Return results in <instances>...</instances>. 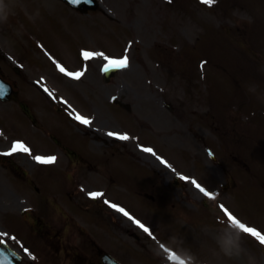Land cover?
Instances as JSON below:
<instances>
[{
    "label": "rangeland",
    "instance_id": "1",
    "mask_svg": "<svg viewBox=\"0 0 264 264\" xmlns=\"http://www.w3.org/2000/svg\"><path fill=\"white\" fill-rule=\"evenodd\" d=\"M99 1L101 8L85 15L57 0H6L12 14L0 23V71L42 129L32 126L16 101L0 103V240L37 264H64L55 256V239L48 246L31 236L30 251L20 225L15 223L18 231L8 226L15 219L9 215L28 210L25 219L39 217L52 237L62 214L72 218L125 264H183L166 245L211 262L218 259L215 264H264V245L245 234L248 226L264 235V0ZM227 28L239 30L231 35ZM83 51L111 59L127 55L129 67L106 78V60L85 61ZM57 65L85 74L75 80ZM76 114L92 123L82 125ZM53 134L80 155L81 164L73 166L75 159L62 151H57L55 171L36 162V156L61 150ZM15 139L27 143L30 152L5 155L20 142ZM9 168L26 173L31 184L11 179ZM63 170L73 174L74 185ZM56 174L72 187H63L68 209L55 199L63 200L58 190L63 179L53 178ZM33 177L37 189L45 185L38 196ZM193 180L216 198L205 197ZM40 204L49 207L40 210ZM101 225L108 226L109 240L102 237ZM233 229L242 233L244 251L228 259L220 255L217 241L234 238ZM67 240L86 256V264H96L97 251L93 254L80 229Z\"/></svg>",
    "mask_w": 264,
    "mask_h": 264
},
{
    "label": "snow or ice",
    "instance_id": "2",
    "mask_svg": "<svg viewBox=\"0 0 264 264\" xmlns=\"http://www.w3.org/2000/svg\"><path fill=\"white\" fill-rule=\"evenodd\" d=\"M68 2L71 4L79 5L81 3L91 4L92 0H68ZM215 2H216V0H202V3L208 4V5H212ZM82 56H83V59L85 61H87L93 57H96V56H102L106 60V63L102 69V71L104 73H108L110 70L126 69L129 67V59H128L127 55H125L122 59H111V58H108L107 56H104L103 53L83 51ZM57 67L61 73H64L66 76L71 77L75 80H80L85 74L83 71L70 72V71H66V69L64 67H61L59 65H57ZM45 91H49V90L47 88H45ZM6 94H7V89L3 86H0V97L5 96ZM49 94L51 95V93H49ZM74 119L77 120L82 125H85V126L90 125L92 123V121L90 119L85 118L84 116H82L80 114H76L74 116ZM108 135L110 137H116L122 141H126L129 139V137L126 134L125 135H118L116 133L109 132ZM144 151L145 152H152V149H144ZM29 152H30V149L26 145H24L22 142H15L11 148V151L8 153H5V155H11L13 153H29ZM34 159L36 160L37 163H39L41 165H51L56 160L55 157H41V156H36V157H34ZM162 163H163V161H162ZM181 179L187 180L188 178L182 176ZM192 183L205 197H209L211 199L216 198L215 194H213L209 190H206L205 188H203L195 180H193ZM90 195L92 197H99L102 194L101 193H91ZM105 203L107 204L109 202L105 201ZM111 207H113L115 210L123 213L127 218L132 219V217L123 208H121L117 205H114V204L111 205ZM221 208L223 209V206H221ZM134 223H136L146 233L149 232V229L147 227H145L142 223H140L138 220H135ZM248 228L250 229V231L245 232V234H249L252 237H255L259 241L260 244L264 245V235H262L260 232H258L255 228H252V227H248Z\"/></svg>",
    "mask_w": 264,
    "mask_h": 264
},
{
    "label": "clouds",
    "instance_id": "3",
    "mask_svg": "<svg viewBox=\"0 0 264 264\" xmlns=\"http://www.w3.org/2000/svg\"><path fill=\"white\" fill-rule=\"evenodd\" d=\"M11 14L12 10L6 0H0V23H6ZM233 232L235 233L234 238H229L223 242L217 241L220 255L228 259L239 258L244 251L242 233L238 229H233ZM157 248H159V245ZM172 251L176 252L183 264H198L197 256L190 250L172 248Z\"/></svg>",
    "mask_w": 264,
    "mask_h": 264
},
{
    "label": "water",
    "instance_id": "4",
    "mask_svg": "<svg viewBox=\"0 0 264 264\" xmlns=\"http://www.w3.org/2000/svg\"><path fill=\"white\" fill-rule=\"evenodd\" d=\"M65 1L68 2V0H65ZM72 5L78 9H83V8L87 7V4H84V3H81L79 5H75V4H72ZM0 86H3L7 89V94L3 97H0V98L2 100L8 99L9 95L12 93L11 88L8 85H5L4 83H2L1 81H0ZM10 262L13 264H19L18 260L15 258L13 253H11L4 245H1L0 246V264H8Z\"/></svg>",
    "mask_w": 264,
    "mask_h": 264
}]
</instances>
